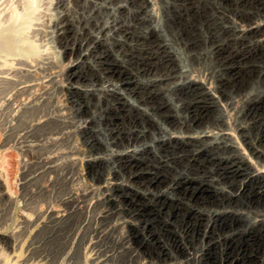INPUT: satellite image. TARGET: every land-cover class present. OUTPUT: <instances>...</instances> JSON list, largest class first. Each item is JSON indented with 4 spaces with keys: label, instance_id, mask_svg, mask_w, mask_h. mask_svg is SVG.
I'll return each mask as SVG.
<instances>
[{
    "label": "rangeland",
    "instance_id": "obj_1",
    "mask_svg": "<svg viewBox=\"0 0 264 264\" xmlns=\"http://www.w3.org/2000/svg\"><path fill=\"white\" fill-rule=\"evenodd\" d=\"M32 9L0 57V264H264V0Z\"/></svg>",
    "mask_w": 264,
    "mask_h": 264
},
{
    "label": "bare ground",
    "instance_id": "obj_2",
    "mask_svg": "<svg viewBox=\"0 0 264 264\" xmlns=\"http://www.w3.org/2000/svg\"><path fill=\"white\" fill-rule=\"evenodd\" d=\"M35 2L36 0H27V8L25 10V12L23 14H18L16 9L13 8V6L9 7L8 9H4L0 12V38H1V44H0V57L1 58H7L8 56H10L11 54L15 56V52L12 53L11 51L15 50L16 48H20L23 46V42L25 41V35L26 33L28 32V30L30 29V25L32 23V21L34 20V17H33V14H34V11L32 9V7L35 5ZM8 11L9 12V15H6L5 17L3 15H5V12ZM21 18V20L19 21V19ZM253 24V23H252ZM260 26V25H258ZM251 28V23L250 25H247V28ZM258 28V27H257ZM261 28V27H260ZM262 29V28H261ZM258 30V29H256ZM252 32V31H251ZM258 31H254L253 34L255 37L258 36L259 34V37L261 36V34H263L264 36V30H261L262 33H257ZM252 34V33H251ZM16 37H20V42L17 41V38ZM260 39V38H259ZM16 45V47H15ZM15 47V48H14ZM24 47V46H23ZM33 49V48H32ZM19 51H22L21 49H19ZM31 51V52H30ZM33 51L31 50V46H25L24 47V50H23V53H25V55H28L30 53H32ZM1 53H4L3 55H1ZM18 55H22V53H17ZM24 55V54H23ZM22 55V56H23ZM199 85L198 87V90H202L201 87L202 84H193L192 87H191V91H197V86ZM195 87V89H194ZM193 88V89H192ZM205 89V88H203ZM202 94H204V96L206 95L203 90L201 92ZM194 94V93H193ZM200 94V93H198ZM196 96V93L194 94ZM195 96H193L195 98ZM202 96V97H204ZM191 97H192V94H191ZM197 97V96H196ZM213 97V96H212ZM201 98V97H200ZM210 98V97H208ZM197 99V98H195ZM203 99V98H202ZM211 100V106L210 104L208 106H205L201 108V112L200 113H204V114H209L211 110L208 111V109L210 107H214L213 110L215 111H220L222 108L221 106H219L215 99L212 98V99H209ZM256 100V99H255ZM210 106V107H209ZM199 111V110H198ZM206 111V112H205ZM198 113V112H197ZM192 114V113H191ZM200 114H196L195 116H191V121L194 122L196 121H199V118H200ZM172 119V118H171ZM185 120V119H184ZM197 123V122H196ZM194 130V129H193ZM203 132V131H202ZM228 135V134H227ZM224 136L222 135L220 139H224L225 141H223L220 145H218V148H222L223 150H231L232 153H235V151H237V148L235 149V142L232 143L231 145L228 144V142H232V139L230 138V136ZM210 140L209 138H206L205 141H208ZM171 143V141L169 142ZM229 145V146H228ZM240 146V145H239ZM237 147V146H236ZM230 154V153H228ZM235 156V155H234ZM233 156V157H234ZM243 158V157H242ZM235 160H238L239 161V157H234ZM241 159V158H240ZM234 160V161H235ZM243 160V159H242ZM213 161V160H212ZM187 162V161H186ZM6 163V162H5ZM8 163V162H7ZM224 163V162H223ZM199 164V163H198ZM239 166V165H238ZM234 168V167H233ZM232 168V169H233ZM240 170V169H239ZM221 171V170H220ZM240 172V171H239ZM255 173L252 172L250 174H246L245 178H243L242 181L244 180H247L248 178H250L248 180V183H245L243 185H241V187H243V191H244V195L242 196L244 199L245 198H249L251 197L252 194L253 197L259 201V200H262V198H264V193L262 192V189H264V186L261 185H258L257 187H255L256 185V181H261L263 180L264 181V175H262V177H259L260 175H253ZM238 175V173H237ZM11 177V176H10ZM255 181V182H254ZM222 183V182H221ZM187 186V185H186ZM242 189V188H241ZM193 191V190H192ZM195 191V190H194ZM264 191V190H263ZM200 192V191H199ZM202 192V191H201ZM195 193V192H194ZM242 193V192H241ZM180 194V193H179ZM207 194V193H206ZM209 194V193H208ZM210 195V194H209ZM192 196V195H191ZM201 197L203 196H200L198 198L201 199ZM208 198V197H207ZM238 198V197H237ZM252 198V197H251ZM254 200V199H253ZM217 205V204H216ZM220 215V214H219ZM232 222V221H231Z\"/></svg>",
    "mask_w": 264,
    "mask_h": 264
}]
</instances>
